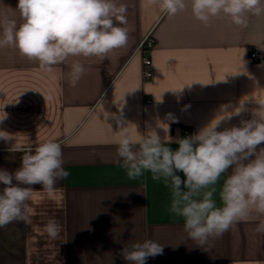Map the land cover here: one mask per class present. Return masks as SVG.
I'll return each mask as SVG.
<instances>
[{"label":"crops","instance_id":"crops-1","mask_svg":"<svg viewBox=\"0 0 264 264\" xmlns=\"http://www.w3.org/2000/svg\"><path fill=\"white\" fill-rule=\"evenodd\" d=\"M116 2L127 7L129 40L104 58L69 57L49 71L14 47L0 48V116L6 114L0 130L22 145L60 143L69 173L52 191L29 186L32 223L0 227V264H129L121 249L146 239L163 245V255L147 264L264 262V234L256 231L264 216L238 223L206 250L196 246L183 219L168 211L170 189L153 181L150 172L136 180L127 177L117 158L120 127L112 118L122 113L123 126L136 141L149 129L162 141L183 138L185 129L195 134L242 102L245 111L222 120L217 131L253 119L255 100L264 101V12L247 14L243 28L223 14L205 26L192 15L190 0L175 16L150 0ZM17 3L0 0V9L10 6L19 19ZM147 36L153 39L151 79L143 76L140 52ZM254 51L258 60L251 57ZM74 61L87 69L75 87L69 83ZM15 140H0V169L10 173L21 166L22 153L11 151ZM166 146L178 148L175 142ZM231 172L216 185L218 206L219 189ZM177 175L185 179L182 172ZM53 217L62 225L57 239L43 228Z\"/></svg>","mask_w":264,"mask_h":264},{"label":"clouds","instance_id":"clouds-1","mask_svg":"<svg viewBox=\"0 0 264 264\" xmlns=\"http://www.w3.org/2000/svg\"><path fill=\"white\" fill-rule=\"evenodd\" d=\"M150 3L158 4L168 16H175L187 7L185 0H150ZM190 3L192 15L205 26L223 14L243 28L247 27V14L259 16L264 12L261 0H190ZM15 10L19 19L10 6L0 9V48L14 47L21 56L38 61L45 70L65 64L69 57L104 58L125 47L129 40V30L124 26L127 7L118 5L116 0H18ZM70 69L69 83L75 87L87 69L79 61L72 62ZM255 102L259 108L253 113L254 118L241 121L239 127L217 131L222 120L245 111L244 102L229 115L175 141L170 136L162 141L152 129L142 139L133 140L128 126H123L126 122L122 113L113 114L120 127L117 158L127 177L136 180L150 172L153 181H162L171 193L168 211L183 219L188 238L203 249L238 223L264 216V148L257 151L264 144V101ZM222 111L228 113L227 106ZM168 118L174 119L171 114ZM4 119L6 114L0 116V123ZM0 140L7 142L15 137L0 130ZM172 142L178 144L176 150L166 146ZM11 151L22 153L21 166L12 173L0 169V184L4 185L0 191V227L14 221L31 224L32 209L28 202L33 190L29 186L41 184L44 190L52 191L57 181L69 175L63 167L58 142L48 140L33 147L15 140ZM229 168L232 172L219 189L218 206L214 199L216 185ZM177 172H182L185 179ZM43 228L51 239H57L62 231L60 221L54 217ZM256 231L264 234V220ZM120 255L129 264H147L148 258L163 255V245L151 239L133 242L123 247Z\"/></svg>","mask_w":264,"mask_h":264},{"label":"built area","instance_id":"built-area-1","mask_svg":"<svg viewBox=\"0 0 264 264\" xmlns=\"http://www.w3.org/2000/svg\"><path fill=\"white\" fill-rule=\"evenodd\" d=\"M153 47V39L150 36H147L141 43L140 52L142 53V65H143V76L145 79H151L153 77V70H152V59L149 55L151 48ZM254 60L259 59V55L257 51H254L251 55ZM151 101H147L150 103ZM191 131L189 129H185L184 137L190 136ZM183 137V138H184Z\"/></svg>","mask_w":264,"mask_h":264}]
</instances>
